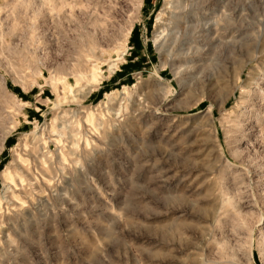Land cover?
I'll return each mask as SVG.
<instances>
[{"label":"rangeland","instance_id":"rangeland-1","mask_svg":"<svg viewBox=\"0 0 264 264\" xmlns=\"http://www.w3.org/2000/svg\"><path fill=\"white\" fill-rule=\"evenodd\" d=\"M164 1L0 0V264H264V0L197 104Z\"/></svg>","mask_w":264,"mask_h":264},{"label":"bare ground","instance_id":"bare-ground-1","mask_svg":"<svg viewBox=\"0 0 264 264\" xmlns=\"http://www.w3.org/2000/svg\"><path fill=\"white\" fill-rule=\"evenodd\" d=\"M223 3L224 0H165L157 17L155 42L164 53L162 67L169 64L184 89L201 90L195 95V104L212 100L218 79L215 72L225 59L222 50L226 54L230 45L225 34H214L218 33V22L226 17L221 12L216 15Z\"/></svg>","mask_w":264,"mask_h":264}]
</instances>
